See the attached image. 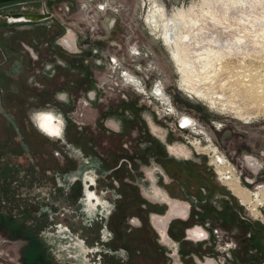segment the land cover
<instances>
[{
    "label": "rangeland",
    "instance_id": "374dc122",
    "mask_svg": "<svg viewBox=\"0 0 264 264\" xmlns=\"http://www.w3.org/2000/svg\"><path fill=\"white\" fill-rule=\"evenodd\" d=\"M226 1L0 0V264L264 262V202L254 199L264 185V0ZM190 6L196 47L222 50L196 58L207 66L195 83L213 105L184 88L150 18ZM44 109L65 117L62 138L40 127ZM183 114L195 125L178 128ZM216 150L241 180L226 178L233 190L211 162ZM87 183L104 199L99 209H85ZM157 186L190 204L169 222L170 238L151 220L169 208ZM196 224L207 236L189 235Z\"/></svg>",
    "mask_w": 264,
    "mask_h": 264
},
{
    "label": "bare ground",
    "instance_id": "6f19581e",
    "mask_svg": "<svg viewBox=\"0 0 264 264\" xmlns=\"http://www.w3.org/2000/svg\"><path fill=\"white\" fill-rule=\"evenodd\" d=\"M226 1V0H225ZM228 1V0H227ZM226 1V2H227ZM231 1V0H229ZM208 2V1H207ZM215 2V0H214ZM214 2H212L214 4ZM223 2V1H222ZM211 3V4H212ZM218 3V2H217ZM220 3V1H219ZM225 4V2H224ZM229 4V3H228ZM227 4V5H228ZM219 5V4H218ZM222 5V3H221ZM220 5V6H221ZM226 5V6H227ZM230 6V5H229ZM208 7V6H207ZM214 7V6H213ZM224 8V7H223ZM210 9V8H209ZM226 9V8H225ZM159 10V14L157 13V11ZM199 10V9H198ZM205 10V9H204ZM224 10V9H223ZM192 11H193V8L192 6L188 7V8H182V7H179L172 15L170 16H165L164 17V14L162 12H164L162 9L159 8H156V10H154L152 12V14L150 15V18L151 20H153V25L158 27V26H162V32H161V35L163 36V38L165 39V41L169 44V46L171 47V51H172V54H173V57L178 65V69L181 71L182 73V82H183V86L184 88L188 89L192 94L196 95H200L201 97L203 98H210V102L211 104L213 105L215 103V99L213 96H210V95H207L204 93V91L199 88V86L196 85V81H195V78L196 77H199L201 76V69H204L205 66H207V62L204 64V66L202 65L201 66V63H200V66H197L196 64V58H203L202 60L204 61V59L208 62H210V59L214 58V57H217V56H221L222 54V50H221V47L218 48V49H214L212 47V45L214 44V38L212 40L213 44L210 46L209 45V41L207 42V46H203L204 48V51L200 50V48H202L200 46V48L196 47L195 43L197 44L198 42L192 38V32L193 30L197 29L196 27V24H197V20L195 19V15L192 17ZM200 11V10H199ZM203 11V10H202ZM206 11V10H205ZM219 11V10H218ZM221 11V10H220ZM219 11V12H220ZM212 12V11H211ZM216 11H214L215 13ZM223 12V11H221ZM227 12V10H226ZM202 13V12H201ZM200 13V14H201ZM44 14V13H43ZM169 14V13H168ZM218 14V13H216ZM158 15L159 17H162V19H159L158 18ZM209 14H207L208 16ZM218 16V15H216ZM10 17L12 18V20L14 21H19V20H28V19H33L35 17H38V15H33L32 13H20V14H11ZM211 17V16H210ZM215 17V16H214ZM202 18V17H201ZM213 18V17H212ZM211 18V19H212ZM198 19V18H197ZM210 19V18H209ZM210 19V20H211ZM215 19V18H214ZM160 20H163V21H160ZM202 19H200L201 21ZM207 20V18H206ZM213 21V20H212ZM206 22V21H205ZM209 24V23H208ZM201 25V24H200ZM199 25V26H200ZM205 25V24H204ZM198 26V28H199ZM209 26V25H208ZM211 26V25H210ZM202 27V26H201ZM218 27V26H217ZM203 29H206V28H203ZM209 29V28H208ZM214 29V28H213ZM207 30V29H206ZM205 30V32H206ZM201 31V29H200ZM212 31V30H211ZM210 31V32H211ZM195 32V31H194ZM198 32V30H197ZM204 32V31H203ZM216 32V31H215ZM203 34V33H201ZM206 34V33H204ZM208 34V32H207ZM212 34V33H211ZM210 34V35H211ZM218 35V33H216ZM209 35V34H208ZM207 35V36H208ZM195 36V35H194ZM202 36V35H200ZM199 36V37H200ZM206 36V37H207ZM215 35H213L212 37H214ZM211 37V36H209ZM216 37V36H215ZM201 38V37H200ZM208 39V38H206ZM211 39V38H210ZM218 39V38H217ZM205 41V39H203ZM216 40V39H215ZM65 41L67 42V44H71L67 38H65ZM219 41V40H217ZM203 42V41H202ZM202 42H200L202 44ZM211 42V40H210ZM217 43H220V42H217ZM204 45V44H203ZM216 45V44H215ZM214 46V45H213ZM218 47V46H217ZM216 47V48H217ZM200 51H199V50ZM199 61V60H198ZM202 61V62H203ZM214 61V60H213ZM200 62V61H199ZM212 63V61H211ZM199 65V63H198ZM210 65V64H209ZM208 65V66H209ZM211 66V65H210ZM208 68V67H207ZM252 87V86H251ZM256 88V87H255ZM159 90V88H157ZM145 92H147V90H144ZM161 94H163L161 97H158V98H162L163 97V100L164 102H167V103H170L169 101V98L167 97V94L166 92L163 90L161 91ZM159 95V94H157ZM171 111V110H170ZM173 111V110H172ZM188 115H185L183 114L182 116V122L185 124V127H188V124L191 122L192 118L190 121H188L186 123V121L184 120ZM190 117V116H189ZM110 124H113L112 122ZM194 146H195V143L199 144L202 146V142L196 138V140H192ZM210 145V144H209ZM204 146H207V145H204ZM212 150V149H211ZM218 150H216V152H214V154L216 155L213 159H211V162L215 163L216 166H223L224 169H226V173H224V175L226 176L225 178H232L233 179H237L241 182V180L239 178H237L235 176V174L233 173L234 170L229 167L230 164H229V161H227V159L224 157V156H221L220 154H218L217 152ZM248 162V161H247ZM249 164L252 165L255 169H258L259 165H260V161L259 159L255 158L254 156H251L250 159H249ZM217 166V167H218ZM226 167H229L228 169ZM219 171V170H218ZM220 174V172H219ZM220 177H221V174H220ZM235 186V185H234ZM264 186V185H262ZM262 186H258L257 187V192L256 194H254V192H252L251 194H254L256 195V198H254L256 200V202L259 204V203H263L264 201V198L263 196L261 195V193L264 192V188H261ZM229 187V186H228ZM235 190L237 193H239V195L242 193H240V191H244V189H240L239 187L236 188L235 187ZM163 196H164V201L167 202L170 206V208L168 209V211L166 213H155L153 212L151 214V220L152 222L156 225V227L158 228V230L161 232V234L165 237V238H170V236L168 235V232H167V227H168V224L169 222L171 221V219L173 217H176V216H180V217H187L188 215V212H189V206L186 205V202L182 199H179V198H174V197H171L169 196L165 190L163 191ZM240 195V196H241ZM262 196V197H261ZM242 198V199H241ZM240 198L241 202L243 204H245L246 202V198L244 196H242ZM255 208H253L254 210L257 209V205L254 206ZM257 211V210H255ZM257 215H258V212H256ZM207 230L206 228H204L202 225L200 224H196L192 227H189L188 228V233L189 235H192V236H195V237H200V238H204L205 236H207Z\"/></svg>",
    "mask_w": 264,
    "mask_h": 264
},
{
    "label": "flooded vegetation",
    "instance_id": "af4514ba",
    "mask_svg": "<svg viewBox=\"0 0 264 264\" xmlns=\"http://www.w3.org/2000/svg\"><path fill=\"white\" fill-rule=\"evenodd\" d=\"M37 118L39 117V124L40 127L42 128L43 131H46L48 134L52 135V136H58L59 138L63 137V133H64V125H65V117L63 116V114H61V112L56 111V110H52V109H44V110H40L39 112H37ZM191 120V117L187 116L184 120L186 121V123L188 121ZM151 125L154 126L153 130L157 131L158 128L157 126H155V123L153 121H151ZM163 135V134H162ZM168 146L170 147L171 151L174 153H184V154H190L189 150L187 149V147L184 144L181 143H168ZM195 147L198 149H203L205 151L208 150V147H203L197 143H195ZM219 167V172L221 174V178L224 179L225 183L229 186V188L231 190H233L230 185L226 182V176L224 175V173H226V169H224L223 166H218ZM81 179V178H79ZM89 183H87L88 185ZM86 185V186H87ZM86 197H84L85 200V209L88 211V206H92L94 208H100L97 206L98 202H101V204L104 206V199L102 201L101 197L99 196V194H97L94 190L90 189L89 187H86ZM163 189L160 186H157L156 188V195H160L162 200H164V196H163ZM234 192V191H233ZM235 193V192H234ZM169 195V194H168ZM95 196L96 200L93 199V197ZM171 196V195H169ZM172 197V196H171ZM176 198V197H174ZM186 205L189 206V202L185 201ZM145 207L147 206V203L144 202L143 204ZM92 210V209H91ZM94 211V210H93ZM105 211V210H103ZM149 211V210H147ZM95 213V211H94ZM101 225L103 224V222H100ZM103 227H101L102 229ZM58 232L62 235L64 233L67 234L65 232V230L63 229V227H61L60 230H58ZM64 232V233H63Z\"/></svg>",
    "mask_w": 264,
    "mask_h": 264
},
{
    "label": "built area",
    "instance_id": "2783aa9c",
    "mask_svg": "<svg viewBox=\"0 0 264 264\" xmlns=\"http://www.w3.org/2000/svg\"><path fill=\"white\" fill-rule=\"evenodd\" d=\"M98 8H99V10H102V9H106L107 7H106V4H104V3H100L99 5H98ZM90 12V11H89ZM114 61H116V58H114ZM121 75L126 79V81L129 79V77H130V73H129V70H125V69H122V71H121ZM182 116L183 115H181L180 117H179V119L177 120L178 121V124H177V127L178 128H186L185 127V124L182 122ZM188 116H190L191 118H192V120H191V122L188 124V127L189 126H194L195 125V123H196V119L194 118V117H192L191 115H188Z\"/></svg>",
    "mask_w": 264,
    "mask_h": 264
},
{
    "label": "water",
    "instance_id": "95a60500",
    "mask_svg": "<svg viewBox=\"0 0 264 264\" xmlns=\"http://www.w3.org/2000/svg\"><path fill=\"white\" fill-rule=\"evenodd\" d=\"M44 13V14H43ZM33 15H38L39 17H41V16H45L46 15V13L45 12H42V13H32ZM169 208H170V206H169ZM168 208V209H169ZM168 209H167V211H168ZM166 211V212H167ZM257 264H264V262H262V263H257Z\"/></svg>",
    "mask_w": 264,
    "mask_h": 264
},
{
    "label": "crops",
    "instance_id": "0c3cea01",
    "mask_svg": "<svg viewBox=\"0 0 264 264\" xmlns=\"http://www.w3.org/2000/svg\"><path fill=\"white\" fill-rule=\"evenodd\" d=\"M87 184H85V190H86V187H89L90 189H92L93 190V188L91 187V185H93L92 183H89L87 186H86ZM86 192V191H85ZM85 195V196H84ZM84 197H86V193L85 194H83V198Z\"/></svg>",
    "mask_w": 264,
    "mask_h": 264
},
{
    "label": "trees",
    "instance_id": "16d2710c",
    "mask_svg": "<svg viewBox=\"0 0 264 264\" xmlns=\"http://www.w3.org/2000/svg\"><path fill=\"white\" fill-rule=\"evenodd\" d=\"M150 204V203H149ZM149 204H147L149 206Z\"/></svg>",
    "mask_w": 264,
    "mask_h": 264
}]
</instances>
